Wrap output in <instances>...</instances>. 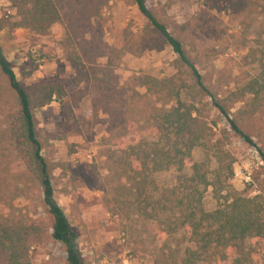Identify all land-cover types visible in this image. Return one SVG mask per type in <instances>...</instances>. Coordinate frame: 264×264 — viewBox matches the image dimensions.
<instances>
[{
	"label": "rangeland",
	"instance_id": "rangeland-1",
	"mask_svg": "<svg viewBox=\"0 0 264 264\" xmlns=\"http://www.w3.org/2000/svg\"><path fill=\"white\" fill-rule=\"evenodd\" d=\"M147 4L185 42L207 89L162 35L152 32L133 0H111L92 18L95 31L87 37L103 42L105 49L97 53L93 65L88 62L80 69L62 45L65 22L46 34L26 28L0 31V42L24 86L49 78L65 81L68 97L35 108L34 114L43 155L53 166L56 199L78 235L86 264H180L192 245L188 232L167 233L166 213L157 216L155 211L159 197L155 187L173 186L176 170L147 175L143 195L141 178L134 179L130 170L129 162L135 160L128 147L156 140L158 110L176 105L169 89L157 93L142 85L144 76L181 87L182 100L193 105L207 124L206 147H197L194 159L209 156L214 170L216 155L227 152L235 170L230 188L264 198V99L255 107L253 97L238 100L233 94L260 72L264 0H147ZM71 5L66 3L64 9ZM16 15L10 0H0V18ZM110 47L116 48L114 57L120 64L109 76L105 70ZM211 94L224 100L230 117L257 146L234 131ZM7 100L0 91V221H24L40 228L30 264H66L65 248L51 236L53 217L40 189L25 183L24 161L10 143ZM218 204L213 187L207 188L205 208L212 211ZM245 249L252 264H264V243L250 239Z\"/></svg>",
	"mask_w": 264,
	"mask_h": 264
},
{
	"label": "trees",
	"instance_id": "trees-1",
	"mask_svg": "<svg viewBox=\"0 0 264 264\" xmlns=\"http://www.w3.org/2000/svg\"><path fill=\"white\" fill-rule=\"evenodd\" d=\"M110 1L10 0L17 15L14 18H0V31L7 27L26 28L34 34H46L56 23L65 22L62 45L67 58L80 69L88 62L93 65L97 61V53L105 49L103 42L92 36L88 38L87 35L95 31L92 18L100 15ZM133 1L148 19L152 32L162 35L164 42L172 46L183 64L192 70L198 83L207 89L185 42L149 8L147 0ZM66 3L73 7L71 5L65 10ZM115 51L116 48L110 47L107 55L105 73L109 76L120 64L119 58L114 57ZM259 65V74L233 92L238 100L253 97L255 107L264 99V54ZM0 74V80H3L0 91L8 96L10 143L24 161L25 183L30 182L40 189L43 203L53 217L51 236L65 248L66 264H86L78 235L56 199L53 166L43 155L44 146L38 137L34 114L35 108L68 97L65 81L49 78L24 86L1 42ZM140 80L149 91L158 93L169 89L176 101V105L169 110H158L154 127L156 140L131 144L128 148L135 160V164L129 162L133 178L140 177L143 183L140 188L142 195L146 194L147 175L173 169L178 173L173 186L155 187L159 197L154 200V204L157 216L166 213L167 233L183 230L190 235L192 245L186 248L180 264H252L245 244L250 239L264 243V198L248 197L230 188L235 170L227 152L220 151L216 155L218 167L214 170L209 156L202 160L194 159V150L206 147L208 126L202 121L198 110L182 100L181 87L173 85L170 80H158L150 76ZM211 97L234 131L247 143L257 146L254 139L230 117L229 107L224 100L214 94ZM261 153L264 160V152ZM211 186L219 204L216 209L209 211L205 208L204 196ZM225 190L227 195L223 194ZM40 232L35 224L0 221V264H30L34 237Z\"/></svg>",
	"mask_w": 264,
	"mask_h": 264
},
{
	"label": "built area",
	"instance_id": "built-area-1",
	"mask_svg": "<svg viewBox=\"0 0 264 264\" xmlns=\"http://www.w3.org/2000/svg\"><path fill=\"white\" fill-rule=\"evenodd\" d=\"M247 179L250 180V176H248Z\"/></svg>",
	"mask_w": 264,
	"mask_h": 264
}]
</instances>
